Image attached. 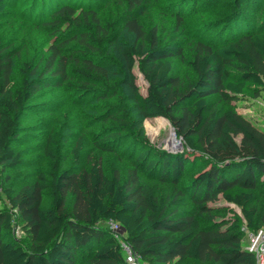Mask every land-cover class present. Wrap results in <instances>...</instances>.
Listing matches in <instances>:
<instances>
[{
  "label": "trees",
  "instance_id": "16d2710c",
  "mask_svg": "<svg viewBox=\"0 0 264 264\" xmlns=\"http://www.w3.org/2000/svg\"><path fill=\"white\" fill-rule=\"evenodd\" d=\"M146 1L34 0L30 11L38 9L37 18L54 30L53 39L38 64L23 62L19 88L12 78L20 49L0 37L2 170L22 161L14 142L30 100L43 86L60 87L72 81L71 74L77 78L75 88L107 103L106 122L118 129L101 138L98 146L112 150L122 132L132 126L120 83L102 61L105 44L118 24L134 35L121 54L137 111L143 118H167L186 147L179 153L164 151L149 161L148 152H142L135 167L123 176L118 168L108 174L99 160L82 169H62L56 139L50 134L45 153L51 159V176L41 172L19 188L4 189L0 264H129L119 239L101 225L109 220L124 228L125 240L149 264L176 259L257 263L241 226L244 222L251 229L264 227V129L231 103L250 86L264 84V16L259 19L264 0H232L230 9L212 23L218 26L213 32L211 24L194 30L186 58L182 47L175 51L173 45L161 44L158 25L146 26L139 19L137 10ZM189 2L180 0L172 11L177 27L186 23L187 15L199 12V1ZM189 4L193 5L186 14ZM111 5L118 11L116 17L106 13ZM176 56L187 60L192 81L175 73ZM136 64L148 83L145 94L136 82ZM39 71L37 79L31 78ZM82 147L80 138L73 149L75 160ZM144 166L146 171L158 169L161 182L170 186L166 195L160 196L156 186L141 178ZM46 191L51 194L48 205ZM186 198L191 209L181 208ZM220 200L234 204L241 214L223 218L215 206ZM16 217L27 244L10 237Z\"/></svg>",
  "mask_w": 264,
  "mask_h": 264
},
{
  "label": "rangeland",
  "instance_id": "374dc122",
  "mask_svg": "<svg viewBox=\"0 0 264 264\" xmlns=\"http://www.w3.org/2000/svg\"><path fill=\"white\" fill-rule=\"evenodd\" d=\"M189 1L191 2V0ZM198 1L200 4L196 6V9L199 12L187 15L185 17L186 23L179 27H177L178 22L172 11L179 7L180 0H147L144 6L137 10V13L139 19L146 26H159L163 46L173 45L175 51L182 47L186 58L190 55V37L194 30L208 29V25L211 24L214 25V28L210 32H213L218 26L217 23H212L217 22L221 17L220 14L227 12L232 6V0ZM33 2L34 0H0V37L20 49V55L15 59L12 78L15 88L22 85L23 72L21 67L23 62L38 64L42 57L46 56L44 48L47 42L53 39L54 30L44 26L37 18L36 11L38 9L36 8L34 12L30 11ZM192 5L187 6L188 9L184 11L186 14L190 12ZM106 13L113 17L118 15L114 5H111ZM246 13L251 14L252 12ZM262 16H264V9L259 14V19H262ZM111 35V40L105 44L106 56L102 61L108 66L110 75L120 83V93L124 96L122 102L129 109V115L133 120L132 126L122 132L121 138L114 144L112 150L103 149L98 146V141L111 131L118 130L106 122L104 113L107 103L94 96L93 93L75 88L73 83L77 78L72 74L70 78L72 81H68L60 87L43 86L40 92L30 100L28 109L24 110L20 116L19 137L15 140L14 147L20 153L21 163L15 168H7L6 170L0 168L1 204L6 201L5 187L19 188L26 182L36 180L41 172L51 176L53 171L51 159L45 153L50 134L56 139L62 169H82L89 167L94 160H99L108 174L118 168L122 171L123 176H126L128 171L135 167V160L142 152H148L146 160L149 161L159 158V155L164 151L179 153L186 150L183 140L177 135L176 138L181 140V144L183 143L180 149L175 150L180 146L171 147L167 144V139L173 130V126L167 118H143L137 111L129 86V75L121 54L122 46L133 42L134 35L122 24H118ZM178 41L180 44H176ZM173 66L175 73L185 81L193 80L194 73L187 60L181 56H176L173 59ZM40 73L39 71L31 78L37 79ZM134 73L141 92L145 94L148 83L138 64L134 67ZM231 104L240 113L264 129V84L250 86L243 96ZM164 121L168 122L165 124ZM80 138H83L81 156L75 160L73 149ZM145 168L146 166L139 171L141 178L156 186L160 196L166 195L170 186L161 182L158 169L146 171ZM192 175V172L188 174L183 184L184 187ZM50 200L51 194L46 191L45 204L48 205ZM215 206L218 207L219 213L224 216L223 218L241 214L237 206L224 200L218 201ZM181 208L191 209L190 200L186 198L181 203ZM111 223L106 221L101 225L112 231ZM244 226L243 222L241 226L243 233ZM116 232L121 235L125 233V230L122 227ZM13 235L27 244V234L22 230L17 217L10 237ZM159 264L203 263L194 262L190 259H176L169 263Z\"/></svg>",
  "mask_w": 264,
  "mask_h": 264
},
{
  "label": "built area",
  "instance_id": "2783aa9c",
  "mask_svg": "<svg viewBox=\"0 0 264 264\" xmlns=\"http://www.w3.org/2000/svg\"><path fill=\"white\" fill-rule=\"evenodd\" d=\"M109 221L112 222L111 223L112 232L114 231L113 232L114 235L119 239L129 264H149L142 261L140 256L133 250L131 245L125 240L124 234L121 235L117 234L116 230H119L120 228H122V226L114 220H109ZM244 235H245L246 247L256 256L257 259L256 264H264V227L258 229H251L245 225Z\"/></svg>",
  "mask_w": 264,
  "mask_h": 264
},
{
  "label": "bare ground",
  "instance_id": "6f19581e",
  "mask_svg": "<svg viewBox=\"0 0 264 264\" xmlns=\"http://www.w3.org/2000/svg\"><path fill=\"white\" fill-rule=\"evenodd\" d=\"M166 122H168V121H166ZM166 122L164 121L165 124H166ZM180 142H181V140L176 138V135L173 133V130H171L169 138L167 139V144L170 145L171 147L180 146V147L175 149V150H177V149H180L183 146V143L181 144Z\"/></svg>",
  "mask_w": 264,
  "mask_h": 264
},
{
  "label": "water",
  "instance_id": "95a60500",
  "mask_svg": "<svg viewBox=\"0 0 264 264\" xmlns=\"http://www.w3.org/2000/svg\"><path fill=\"white\" fill-rule=\"evenodd\" d=\"M173 133L176 135V131L174 130V128H173ZM180 140V139H179Z\"/></svg>",
  "mask_w": 264,
  "mask_h": 264
}]
</instances>
